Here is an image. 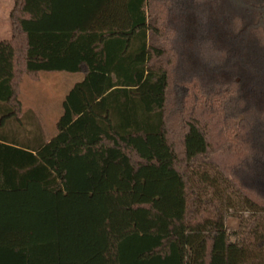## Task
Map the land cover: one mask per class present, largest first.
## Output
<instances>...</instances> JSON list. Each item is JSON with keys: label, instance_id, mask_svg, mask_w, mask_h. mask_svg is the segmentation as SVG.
Returning a JSON list of instances; mask_svg holds the SVG:
<instances>
[{"label": "trees", "instance_id": "1", "mask_svg": "<svg viewBox=\"0 0 264 264\" xmlns=\"http://www.w3.org/2000/svg\"><path fill=\"white\" fill-rule=\"evenodd\" d=\"M10 21L0 264H264V0H16ZM60 72L83 79L56 134L16 148L25 77Z\"/></svg>", "mask_w": 264, "mask_h": 264}, {"label": "rangeland", "instance_id": "2", "mask_svg": "<svg viewBox=\"0 0 264 264\" xmlns=\"http://www.w3.org/2000/svg\"><path fill=\"white\" fill-rule=\"evenodd\" d=\"M12 32V27H11ZM83 79L80 74H43L39 80L25 77L21 101L24 114L21 117L19 134H9L20 145H31L36 137L45 141L52 139L57 132L56 125L63 113V102L72 87ZM47 112L42 121L34 111ZM17 124V123H16ZM16 124L8 125V129ZM30 124L34 126H30ZM14 133V129L12 130Z\"/></svg>", "mask_w": 264, "mask_h": 264}, {"label": "crops", "instance_id": "3", "mask_svg": "<svg viewBox=\"0 0 264 264\" xmlns=\"http://www.w3.org/2000/svg\"><path fill=\"white\" fill-rule=\"evenodd\" d=\"M16 0H0V42L4 40H9L11 38V21L10 16L11 12L15 6ZM51 74H72L67 72L60 73H51ZM36 117H39V122L42 121V117L47 112H43L41 110H37L33 112ZM14 134H19L20 132V124L17 121L16 126L13 128ZM56 134V133H55ZM14 146L19 149H24L20 147L19 143H14Z\"/></svg>", "mask_w": 264, "mask_h": 264}]
</instances>
